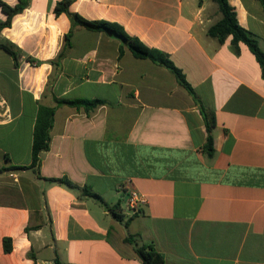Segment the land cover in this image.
<instances>
[{"label":"crops","instance_id":"obj_1","mask_svg":"<svg viewBox=\"0 0 264 264\" xmlns=\"http://www.w3.org/2000/svg\"><path fill=\"white\" fill-rule=\"evenodd\" d=\"M60 1L28 0L0 30V44L17 52L14 60L0 47V170L31 165L39 105L56 106L54 97L108 104L90 114L57 106L39 170L0 171V264H144L128 235L153 244L165 264H264V76L246 44L235 51L232 36L208 34L222 17L217 3L70 6L166 53L196 99L166 67L126 46L120 55L122 41L103 32L77 27L66 50L72 23L55 13ZM228 1L264 52L260 0ZM6 18L0 7V23ZM201 107L215 120L213 155ZM61 177L98 198L48 180ZM121 186L148 204L131 215Z\"/></svg>","mask_w":264,"mask_h":264},{"label":"trees","instance_id":"obj_2","mask_svg":"<svg viewBox=\"0 0 264 264\" xmlns=\"http://www.w3.org/2000/svg\"><path fill=\"white\" fill-rule=\"evenodd\" d=\"M75 0H62L57 3L55 7V13L60 15L62 13H67L70 17L72 26L70 31L65 35L66 45L65 49H69L71 47V37L74 30L77 27L87 29L89 31L94 32H103L108 36L118 38L122 41V46L120 47V55L123 54L124 47H128L134 54L135 57L141 59H149L152 62L164 66L169 69L177 78L180 85H182L190 94L195 96L194 90L191 85L187 82L183 72L174 65V63L170 60L169 56L155 48H150L145 45L140 39L136 37L130 36L124 27L116 22H110L107 20H88L79 15L78 13H73L70 11V6ZM219 6L220 12L222 14L221 19L212 25L208 34L216 39L219 42H224L229 36H232V47L235 51H238V44L244 43L256 56L264 76V52L260 48L258 40L249 33L246 29H244L238 19L237 14L229 3L228 0H214ZM262 5L264 6V0H260ZM28 5V0H19V2L15 6H11L0 0V7L4 14H6L7 18L3 23H0V30L4 27H9L12 22V18L23 12ZM0 47L8 52L14 60H17V52L14 51L10 46L6 44H0ZM54 101L56 106L50 107L45 105H39L35 128H34V137H33V148H32V163L29 166H8L4 167L0 171H6L9 169H35L39 170L41 155L43 152L47 151L50 147L51 140V130L54 122V114L57 106L68 105L71 107H75L77 109H83L87 114H90L99 106L107 105V101L101 98L95 99H59L54 97ZM202 115L206 121L207 128V140L205 144V150L209 155H213L214 153V139L212 135V129L215 125V120L210 113L204 107H201ZM9 160V159H8ZM50 182H56L62 184L72 190H81L84 193L88 192L90 196L97 197L95 193H93L88 187L80 188L75 185L68 177L61 178H51L48 179ZM115 217L118 220H123V217L117 214L115 210H113ZM129 220L126 222V224ZM29 231V228H27ZM126 242H129L134 245L135 250L144 264H165L164 259L160 253L156 250L153 244H140L138 235H128L125 239ZM13 249L12 239L5 238L4 239V250L6 253H10ZM55 264H63L59 257L55 258Z\"/></svg>","mask_w":264,"mask_h":264},{"label":"built area","instance_id":"obj_3","mask_svg":"<svg viewBox=\"0 0 264 264\" xmlns=\"http://www.w3.org/2000/svg\"><path fill=\"white\" fill-rule=\"evenodd\" d=\"M121 190L127 192V207L131 215L140 212L141 208L148 204L147 195L135 190H128L125 186H121Z\"/></svg>","mask_w":264,"mask_h":264}]
</instances>
